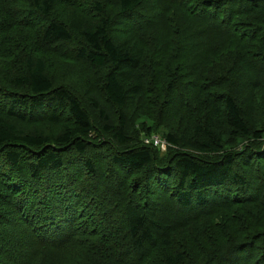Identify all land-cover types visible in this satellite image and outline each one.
<instances>
[{
    "label": "trees",
    "instance_id": "obj_1",
    "mask_svg": "<svg viewBox=\"0 0 264 264\" xmlns=\"http://www.w3.org/2000/svg\"><path fill=\"white\" fill-rule=\"evenodd\" d=\"M82 2L90 22L60 18ZM17 47L22 70L5 62ZM49 51L109 68L102 89L116 120L90 101L123 182L95 177L87 154L98 127L54 85ZM253 58L264 59V0H0V264H264V121L252 128L242 106L264 107V95L252 97L264 71L246 83ZM154 123L166 152L145 141L159 134ZM161 195L172 202L154 203ZM147 204L157 207L139 213ZM197 224L181 246L180 232Z\"/></svg>",
    "mask_w": 264,
    "mask_h": 264
},
{
    "label": "rangeland",
    "instance_id": "obj_2",
    "mask_svg": "<svg viewBox=\"0 0 264 264\" xmlns=\"http://www.w3.org/2000/svg\"><path fill=\"white\" fill-rule=\"evenodd\" d=\"M112 1H114V0H112ZM108 5H109V3L106 6L108 7ZM235 5H238V4L235 3ZM110 9H111V7H108L107 11H110ZM92 11H93V7L90 3L82 2L81 6L78 8V10L69 9L67 11L66 15L59 14V16H60V18H63L65 21L70 23L73 27H75V25H77V24L88 21L91 18V16L89 17V13ZM89 22H90V20H89ZM73 24H75V25H73ZM119 27L120 28H118V31H124V29H126V27L122 23L119 25ZM36 34H37V32H29L30 37H34V36H36ZM119 35L120 36H118V37L119 38L121 37V40H123V41L126 39V37H129L126 34L125 35L120 34V32H119ZM15 37H16L15 43L19 42V40H17L18 38L25 37V31H24L23 27H20L17 29V31L15 32ZM16 45H18V44H16ZM23 51H24V49H22L20 47L13 49V54L10 56L9 60L5 59L7 66L11 67L13 69H16V70H22L23 66H22V64H20V62L23 61ZM43 53H44V56L46 57V59L48 61V66H49L48 68H49V72H50V75L52 77V80L54 82V85L55 86L64 85V86L68 87L74 94H76L83 101L85 108L88 109L93 115L96 128L97 127L98 128L95 129L92 136L90 137L91 140L94 141V143H95L94 146L90 150L91 156H90V154H87V155L89 156V158H93L97 164L96 167L98 169L99 174H97L95 177L100 178L103 183H107V184H110V182H117L118 180H121L123 182V179H125L129 175L124 174L117 167L113 166V164L110 161V158L108 156H104V151H105L104 149L106 148V146L103 147V145L105 144V145L109 146L111 139L109 137H107L106 134L101 132V129L103 128L102 125H103L104 120L101 118L99 111H96L94 109V106L92 105V101H90V99H93V101H96L99 104H101L100 106L104 107L107 110V112L109 113V115L111 116V120L112 121L116 120L117 114H118V109L116 108V106L112 105L107 100L105 93L102 89L104 77H105V74L109 68L107 67V68L103 69V68L94 67L88 63H85L83 61H79L75 58L62 56L61 54H59L56 51H49V52H43ZM248 61H249L250 65H249V67H247V73L246 74L248 77H250V80L246 81V78H244V80L246 81L247 84H252L253 80L256 81V79H260L261 74L264 71V59L253 58V59H249ZM251 64H256V65L252 67ZM126 74L128 76H131L133 74V71L127 70ZM257 87H258V85H257ZM7 88L15 90V91H21L22 90L21 91L22 94L27 91V89H25V88H16V87H11V86H7ZM258 94L264 95V90L260 87H258V89H256V90L252 91V97L256 98V96ZM263 101H264V99H263ZM0 106H1V104H0ZM242 106H243L244 113H245L246 117L249 118V121H250L249 123H250L251 127L257 128L259 126V123L261 121H264V107H256L252 111V109L249 105L243 104ZM0 111H1V107H0ZM142 120L144 121V123H147L148 126L151 125V123L148 120H146L145 117H142ZM17 122L19 123V121H17ZM137 123H138V125H136L133 129L138 130L139 132L142 133L143 122L137 121ZM33 124L35 125L37 123L33 122V123L19 124V127L20 128L29 127ZM42 125L45 127V130L48 133H56V132H59L61 130V123L43 122ZM153 126H154V128H153L154 132L153 133H159V134H154L152 137H150L148 139L149 142L150 143L152 142V139L154 136H158L162 141H165V139L162 137V135L163 134L165 135V132H166L165 127L160 123H158V124L154 123ZM142 135H144V132L142 133ZM224 135H226V134H224ZM245 144H247V141H244V142L240 143L239 145L234 146V148H238L241 145H245ZM154 145L158 146L162 152L167 151L168 144L166 143V141H165V146L156 145V144H154ZM231 146L232 145H230V147L228 146L227 149L231 148ZM118 147H120V146H118ZM168 150H169V148H168ZM162 154L164 156H161L158 153V155L161 158L170 160V157H167V155H165L166 153H162ZM93 155H96V157H93ZM85 158L86 157L84 156L83 160ZM83 160L81 162H83ZM252 165H254V167H253V169H251V172H255L256 171L255 169L257 167H260L261 163L254 162ZM0 167H2V168L5 167V163L3 162L2 165L0 163ZM262 167L263 166H261V168ZM241 171H244V169H241ZM84 172H87V169ZM248 173H250V172H248ZM250 174H252V173H250ZM169 175L173 177V175H171V174H169ZM120 176L123 179H121ZM173 182H176V180H173ZM134 192L140 196L138 189H134ZM220 195H222V193ZM154 197H158V195H154ZM251 197L254 198V196H251ZM159 198H161L159 200V202H154V203H165L168 200L171 201L168 198V195H161V197H159ZM151 204L141 205V210H139V213H146L148 211H152V209L157 207L156 205L150 206ZM171 205H172V203L169 205V208ZM234 208L237 209L238 207L234 206L233 208H231L235 212L236 210H234ZM255 208L260 209L259 206L255 207ZM262 211H264V209H262ZM226 212L227 211H223L222 213L226 214ZM134 213H136L134 206H128L127 214L129 215V218ZM206 217H208V216H206ZM215 218H216V216L208 217L202 223L205 226H211L212 224H210V223H212V221ZM131 219L132 218H130L129 220L131 221ZM196 228H198V224L197 225H191L190 227L187 228V231L180 232L181 236H180L179 240L181 241L180 242L181 246L183 245V242H185V237L192 236L190 234V231L194 232V230H196ZM263 245H264V242H263ZM191 247H192L191 251H193L194 247L193 246H191Z\"/></svg>",
    "mask_w": 264,
    "mask_h": 264
},
{
    "label": "built area",
    "instance_id": "obj_3",
    "mask_svg": "<svg viewBox=\"0 0 264 264\" xmlns=\"http://www.w3.org/2000/svg\"><path fill=\"white\" fill-rule=\"evenodd\" d=\"M146 142L148 143L149 140L146 139ZM153 144L165 146V141H162L158 136H154L152 139Z\"/></svg>",
    "mask_w": 264,
    "mask_h": 264
}]
</instances>
